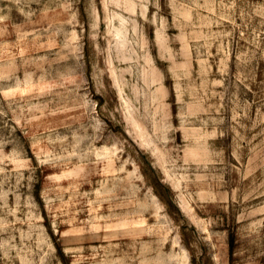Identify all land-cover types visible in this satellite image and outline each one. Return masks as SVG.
I'll return each mask as SVG.
<instances>
[{"label":"rangeland","instance_id":"374dc122","mask_svg":"<svg viewBox=\"0 0 264 264\" xmlns=\"http://www.w3.org/2000/svg\"><path fill=\"white\" fill-rule=\"evenodd\" d=\"M0 264H264V0H0Z\"/></svg>","mask_w":264,"mask_h":264}]
</instances>
